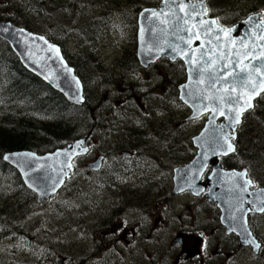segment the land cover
Returning <instances> with one entry per match:
<instances>
[{"label": "flooded vegetation", "instance_id": "flooded-vegetation-1", "mask_svg": "<svg viewBox=\"0 0 264 264\" xmlns=\"http://www.w3.org/2000/svg\"><path fill=\"white\" fill-rule=\"evenodd\" d=\"M206 1L211 10L226 11L234 18L240 19L256 13L264 17V0H240L232 12L229 11L230 0ZM2 2L0 0L1 4ZM34 2L35 0H29L25 4L28 14L35 11ZM11 14L9 11V17L3 19L11 21ZM216 14L224 17L222 13ZM236 21L238 20L225 24ZM94 22L95 20H91L88 23ZM80 50L70 53L72 58L68 60L82 72L81 80L86 85L85 90L93 80L96 91L99 88L103 90L104 85H99L108 78L109 81L115 80V85L125 87L124 96L127 97L126 101L120 100L123 105L119 102L111 103L106 109L109 112L105 114L113 117L114 122L120 123L121 130H106L107 122L95 121L93 125L97 129L83 136L88 140L89 152L86 157L79 159L76 166L77 173L79 171L87 178H94L97 212L94 216L95 237L92 247L94 257L100 256L95 262L100 263L101 257L105 258V252L112 249L113 252H130L133 264H140V261L148 262L149 251L153 249L158 254L155 258H150L148 264H264V213L253 211L245 217L246 227L261 244L260 249H254L245 242L244 229L241 227L243 221L240 220V227H235L236 230L232 231L234 226L219 205L206 196L207 190L199 196H194L189 191L173 194L175 170L188 165L197 154L192 145L196 122L187 124L190 114L188 108L182 105L179 98V102L176 99L175 102L184 110L180 115L177 108L172 106L164 87H160L152 95L154 102L147 109V116L134 111V98L137 97L139 88L143 89V94H140L148 97L157 83L163 80L160 75L164 72L156 75V71H153L157 65H178L183 69L182 62L173 64L163 59L148 69H143L134 51L125 53L115 64H109L108 59L100 62L101 58L95 50ZM147 73H150L148 78L145 76ZM119 81L121 84L117 83ZM161 91L164 92V97L161 98L167 96L164 103L169 105V112L172 110L171 114L181 123L178 127L181 129L177 133L160 125H165L161 121L165 113L164 105H160L161 101L159 106L156 105L159 101L156 98L160 97ZM116 92L118 98L123 96L119 91ZM172 92L175 90H171ZM93 95L95 99H99L97 94ZM192 126L194 130H188ZM124 133L126 135L121 137ZM136 135L139 137L138 143L134 139ZM184 135L189 136L184 138ZM99 158L102 162L98 170L92 171L90 165ZM244 169L248 170L249 178L254 182L250 191L264 190V181L258 178L256 171L252 167L250 170L241 168ZM211 172V169L204 172L201 185L207 181ZM257 196L251 197L256 201ZM186 197L192 200L189 205L174 206L176 199ZM254 207L255 203L244 206L245 209ZM242 215L243 213L240 216Z\"/></svg>", "mask_w": 264, "mask_h": 264}, {"label": "rangeland", "instance_id": "rangeland-1", "mask_svg": "<svg viewBox=\"0 0 264 264\" xmlns=\"http://www.w3.org/2000/svg\"><path fill=\"white\" fill-rule=\"evenodd\" d=\"M91 1L93 2V0H80L77 4L75 3L76 5L73 4L69 6L64 3L63 0H50L45 11L46 15H48L45 19L47 29L44 24L38 28L32 29L42 31L45 28L44 32L48 30L46 36L52 41L57 39L59 35H64L65 40L63 43L66 46L70 45L73 50L78 47L86 49L88 47L85 41L86 39L82 36L80 37L78 32L76 35L74 33L70 35L69 29L71 31H76L78 27H81L79 22L84 20L91 21L100 18L114 20V18L120 14L127 15L129 17L128 24H126V26H118L116 32L111 29V31H113L111 35L106 31L101 33L97 32L96 42L97 45L102 48L103 57L108 59L109 64H115V61L122 58L125 53L131 52L134 49V22L137 21L139 13L135 12L134 6L131 5L133 0H94V4H90ZM125 9L128 10L125 11ZM12 16L19 22L15 13L12 14ZM19 23L25 24L24 22ZM87 25L88 23L86 26ZM130 35L133 38L132 41L128 39ZM110 39L113 41L109 42ZM167 66L168 67L157 65L153 70L156 71V75L158 72L164 73L160 75V77H163V80L157 83L152 94L145 97L142 95L143 89L139 88L137 97L134 98V102L136 103V107L134 108L135 112L139 111L147 116V109L151 108L152 106L150 105L154 102V97L152 95L155 94V91L159 90L160 87H164V91L168 93L172 106L176 107L179 112L177 110L175 111L180 115L184 112L175 102L178 87L183 83V81L180 82L183 76L182 68L178 65L171 67L172 65L168 64ZM170 67L172 68L171 70ZM116 69H118V67L115 68V70ZM167 73H169V76H167ZM149 74L147 73L145 76L148 78ZM117 83L121 84L120 81ZM175 83L179 85L174 86ZM101 85H104L103 91L99 93V100L103 105L102 110H105L111 103L115 104L119 102L123 105L124 103L120 100H127V97L124 96L126 88L121 85H115V80L109 81L107 78L102 84L100 83L99 86ZM173 89L175 92L171 93ZM116 91H119L123 96L118 98ZM89 92L92 97V102L89 106L93 107L95 101L98 99H95V95H92L97 94L96 85L91 87ZM161 97H164L163 91H161L160 97L156 98L159 100L156 102V105L159 106V102L161 101L162 103H160V105L162 107L164 105L165 109V113L161 117V121L165 123V125H160L165 127L166 130L172 129L177 133L181 129L178 128L181 123L171 114L172 110L169 112V105H167V102L164 103V100H167V96L165 98ZM149 100L150 102H148ZM141 102L143 103L141 104ZM99 110L98 108L97 111L99 112ZM263 111L264 103L259 106L257 104L256 109L254 108L251 110L247 128L250 126L249 129L252 130L253 133L244 132L242 136L245 142L242 158L247 165L252 164L253 171H256L258 178L262 181H264V134L262 135L261 133H264V128H259L260 124H256L254 121L258 119L257 114ZM104 112L105 114L107 113L106 110ZM138 126H140V124ZM190 129L194 130V127L188 130ZM198 130V126H195L194 134H196ZM124 134L121 135V137L126 135ZM189 135H184L183 137L187 138ZM255 138L259 140V144H256ZM134 139L137 143L139 142V137L137 135ZM165 143H168V141H165ZM260 149H262V152H259ZM235 159L239 160L240 158L237 157ZM234 161L232 162L233 165L241 163V161ZM77 176V180H72L52 202L46 203L44 206L38 205L37 203L35 204V209L33 211L31 209L26 217L23 218L26 220L21 226L22 233H20V236L16 240L0 243V264H38L40 261L36 260L34 256L37 252H41V254L44 252L47 254V257L50 259L49 264L55 262L56 256H62L65 258L67 264H71L68 261L92 249V240L95 237L93 228L94 216L97 212L95 203L96 198L93 197L95 193L94 178H87V176L82 175L79 171ZM1 193L3 196L1 198L3 203L13 199V196H15L8 188H3ZM191 202L192 200L188 197L182 200L176 199L174 206L189 205ZM82 215L84 216L82 217ZM13 244L16 247L14 251L12 248ZM34 248L35 251H33ZM157 254V251L151 249L148 255L150 258H155ZM104 256V259L101 257L100 263L95 262V259L100 258V256L94 257L93 264H133L130 252H113L112 249H109L105 252ZM141 258L144 259L143 257ZM150 258H148V262L140 261V264H148ZM42 264H46V262L43 261Z\"/></svg>", "mask_w": 264, "mask_h": 264}, {"label": "water", "instance_id": "water-1", "mask_svg": "<svg viewBox=\"0 0 264 264\" xmlns=\"http://www.w3.org/2000/svg\"><path fill=\"white\" fill-rule=\"evenodd\" d=\"M188 2L189 0H185V3ZM192 2L195 1L192 0ZM172 8L175 10V5H172ZM148 10H163L165 13L168 12V8L164 5L163 0L158 9ZM251 17V21H249L248 18L240 24L231 27L234 29V31L231 33V38L236 40V45L234 48H232L233 52H243L245 49L242 47V43L248 45L249 51H251L252 46L254 45L255 54L257 55L264 51V40L259 39V36L264 34V23H261L260 15H254ZM168 18L171 19V16L169 15ZM206 19H208V17H206ZM138 24V56L141 64L144 67H148L150 64H154L162 58H169L173 62L178 59L182 60L187 71V81L186 84L180 87V99L193 112L190 120L199 119L204 115H209L205 128L202 130L200 135L194 139V144L198 148L197 156L190 163V165L179 169L176 172V190L174 193H183L187 190L191 191L195 195L202 193L203 190L200 192L199 182L204 172L209 167H212L213 173L209 177L208 182L204 185V187L209 189L208 197L210 200L217 202L221 209L224 210V208H226L228 217L235 215L238 218L237 220L231 219V222L234 223V225L238 228L240 226V212H234V208L231 207L230 204L232 203L239 205L240 200L238 197L245 198L244 202H246L248 194H246V192L241 193L239 190L237 192H231V190L234 189V186L236 187L235 184L240 182L239 177H232L230 175L236 171H225L220 166V157H228L233 155L235 152H229L227 155H224V149L217 146L215 151L219 154L213 153V148L210 141L218 131L216 126L219 125H217V122L220 119H223L221 125L225 126L224 131L230 132L231 129L227 127L229 121L226 119V117L219 115L215 117L214 124L209 123L212 114L204 110V105L210 102L201 99V96L204 94V89L208 87L207 77L209 74H204L206 82L204 84H200L198 82L200 78V73L198 71L200 65H189L187 63L188 57H191L193 53L190 51L187 45L177 39V36L179 35H183L187 39V33L174 34L170 25H160L156 18L150 17L149 13H145L144 10L139 15ZM2 28H7V31H0V36L10 43L15 53L19 56L23 66L29 72L39 77L55 91L61 93L72 104H84L85 100L83 98V88L81 82L75 75L74 70L69 67L63 58L61 48L59 46L51 43L44 36L31 33L25 29H22L23 31L21 32L19 31L21 28H17L12 24H0V29ZM162 28H165L166 31L162 32ZM141 29H143L142 35ZM39 37H43L44 39L41 40ZM45 41H47V43H45ZM195 44H198L199 46L200 41H195L190 47H194ZM50 46L52 47L50 48ZM172 46L178 47L183 51H187L188 57L183 56L179 51H173ZM54 48L59 49L58 54L53 50ZM224 50L227 52V47ZM201 51H204V49ZM195 55L199 57L200 53H196ZM205 59H207V57ZM233 59H236V57H233ZM248 62L249 61H245V63ZM255 63L259 64L260 61H256ZM68 69H71V71L69 72ZM76 81H79V86H77ZM219 86L220 85H217V87ZM262 94H264V92H261L260 95L253 99V105L255 100L258 99ZM80 97H82V100L77 102L78 98ZM197 116L198 118H194ZM239 126H237L235 130V139L237 137V129ZM205 129H208L207 133H205ZM80 142H83L84 147L85 141L82 140L69 145L65 149H60L54 153L44 156H39L30 152L6 154L5 156H8L9 159H4V161L20 173L24 184L37 194L38 203L42 204L57 195V193L65 184L66 180L70 178V173L74 170V160L77 157L85 155V152H82L81 149L74 147ZM68 154H72L70 161ZM205 156L207 158L202 159V157ZM69 162L72 164L71 169L66 166ZM201 165H204V167H201ZM93 168L96 169L95 167ZM240 183L242 185V182ZM180 189L184 190L181 191ZM56 264H65V259L61 256H58L56 258Z\"/></svg>", "mask_w": 264, "mask_h": 264}, {"label": "trees", "instance_id": "trees-1", "mask_svg": "<svg viewBox=\"0 0 264 264\" xmlns=\"http://www.w3.org/2000/svg\"><path fill=\"white\" fill-rule=\"evenodd\" d=\"M2 1V4L0 3V21L4 20L3 17H9L7 14L10 11L12 14H16L19 22H24L26 27L33 32L41 33L47 28L45 11L49 0H35V11L31 14H28L29 11L25 9V4L29 0L26 2L24 0ZM160 1L133 0L131 5L134 6V11L139 13L143 7H157ZM233 1L236 4L240 0ZM210 11L212 10L210 9ZM219 12L229 15L227 12ZM119 17H121L120 25L117 21V26H126L129 17L124 14L117 18ZM42 24L45 25L44 30L32 29L38 28ZM134 28H137L136 22H134ZM89 32H92V29ZM83 35L86 34L83 33ZM54 41H60V39L57 38ZM133 59L138 67L135 56ZM20 63V59L10 46L0 39V243L16 240L20 236L19 227H21L22 218L27 214V207L35 201L34 194L25 187L17 170L4 161L5 155L15 151H34L38 154H47L63 148L69 143L81 139L87 132L97 129L93 125L96 119L92 117L93 114L88 103L84 108L71 105L62 94L27 71ZM263 103L264 95L257 104L259 106ZM250 116L251 113L245 115L244 122L239 128L241 137L250 128V126L247 128ZM262 116H264V111L257 114V117H261L260 123ZM102 119L105 123L104 115H102ZM255 142L259 144L257 138ZM261 151L262 149L259 150V152ZM3 188H8L11 193L15 194L13 199L6 203H3L1 199ZM94 253L92 247L90 251L70 260V263L93 264ZM34 256L36 260L40 261L38 264H42L43 261L46 264L50 262L44 252L42 254L37 252Z\"/></svg>", "mask_w": 264, "mask_h": 264}, {"label": "snow or ice", "instance_id": "snow-or-ice-1", "mask_svg": "<svg viewBox=\"0 0 264 264\" xmlns=\"http://www.w3.org/2000/svg\"><path fill=\"white\" fill-rule=\"evenodd\" d=\"M163 3L168 8L167 13L163 10L155 11L148 9H145L144 12L149 13L150 17L156 18L160 25H170L174 34L187 33V39L183 35L177 36V39L187 45L193 55L188 57L187 51H183L175 46H172V50L179 51L183 56L188 57L187 63L189 65H200L198 69L200 73L198 82L200 84L206 82L204 74H209L207 77L208 87L204 89V94L201 96L202 100L210 102L204 105V110L212 114L209 123L214 124L215 117L219 115L226 117L229 121L227 127L231 129L230 132H225L224 125L216 126L218 131L210 141L213 153L219 154L215 151L217 146L224 149V155H227L229 152H235L236 149L232 141L235 139L236 127L241 124L244 113L254 107L252 103L253 99L260 95L261 92H264V51L257 55L255 54L254 45L251 51H249L248 45L242 43V47L245 50L243 52H233L232 48L235 47L236 40L231 38V33L234 29L222 26L219 19H206L208 9L204 5V0H195V2L189 0L188 3H185V0H163ZM172 5H175V10L172 8ZM169 15L171 19L168 18ZM251 20L252 17H249V21ZM261 23H264V17H262ZM0 31H7V28H2ZM19 31L22 32L23 30ZM161 31L165 32L166 29L162 28ZM142 34L143 29H141ZM39 39L43 40L44 38L39 37ZM259 39L264 40V34L260 35ZM195 41H200V45L192 49L190 46ZM226 47L228 49L227 52L224 50ZM202 49L204 51H201ZM53 50L57 54L59 53L58 48H54ZM196 53H200V56L197 57ZM206 57L207 59H205ZM233 57H236V59H233ZM245 61L249 62L245 63ZM256 61H260V63L256 64ZM68 71L70 72L71 69H68ZM76 83L79 86V81H76ZM217 85L220 86L217 87ZM80 100H82V97L78 98L77 102H80ZM194 118H198V116ZM207 132L208 129H205V133ZM74 147L81 149L85 153L89 150L87 147H83V142L76 144ZM68 155L70 161L72 154ZM206 158V156L202 157V159ZM4 159H9V157L5 156ZM66 166L69 169L72 168L70 162ZM201 167H204V165H201ZM230 175L232 177H239V181L242 182L243 186L238 182L236 188L241 193L247 192L248 188L254 184L251 178H247V170L233 172ZM180 190L183 191L184 189ZM262 197H264V190H261L255 202L247 201L249 204L255 203L254 208L247 209L243 207V198L238 197L240 204L234 209V212L243 213L239 217V220L243 221L241 227L244 229L245 242L254 249H260L261 244L252 237L251 232L246 227L245 217L249 212L253 211L264 213V198ZM229 218L232 220L238 219L235 215H231ZM235 230V227H233L232 231Z\"/></svg>", "mask_w": 264, "mask_h": 264}, {"label": "bare ground", "instance_id": "bare-ground-1", "mask_svg": "<svg viewBox=\"0 0 264 264\" xmlns=\"http://www.w3.org/2000/svg\"><path fill=\"white\" fill-rule=\"evenodd\" d=\"M78 56V55H77ZM80 56V55H79ZM76 59H77V57H76ZM124 62V61H123ZM21 64V63H20ZM101 64V63H100ZM128 64V63H127ZM104 66V65H103ZM104 69V68H103ZM95 74V73H94ZM85 85V84H84ZM72 105V104H71ZM90 111V110H89ZM115 111V110H114ZM117 111V110H116ZM109 112V111H108ZM107 112V113H108ZM105 113V112H104ZM119 116V115H118ZM113 118V117H112ZM125 135V134H124ZM92 139V138H91ZM88 141V140H87ZM126 141V140H125ZM127 142V141H126ZM119 143V142H118ZM122 145V144H121ZM120 146V145H119ZM123 147V146H122ZM138 148V147H137ZM91 149V148H90ZM16 152V151H15ZM129 153V152H128ZM127 157H128V154H127ZM84 158V157H83ZM88 158V157H87ZM86 159V158H85ZM84 159V160H85ZM124 160V159H123ZM82 161V160H81ZM4 162V161H3ZM118 177H120V176H118ZM26 189V188H25ZM224 210L226 211V208H224ZM16 236V235H15ZM11 239V238H10Z\"/></svg>", "mask_w": 264, "mask_h": 264}]
</instances>
